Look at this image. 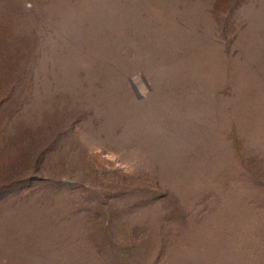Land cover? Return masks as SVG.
Segmentation results:
<instances>
[{
  "label": "rangeland",
  "instance_id": "374dc122",
  "mask_svg": "<svg viewBox=\"0 0 264 264\" xmlns=\"http://www.w3.org/2000/svg\"><path fill=\"white\" fill-rule=\"evenodd\" d=\"M0 264H264V0H0Z\"/></svg>",
  "mask_w": 264,
  "mask_h": 264
}]
</instances>
